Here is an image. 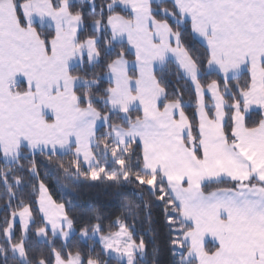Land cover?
<instances>
[{
	"label": "snow or ice",
	"instance_id": "1",
	"mask_svg": "<svg viewBox=\"0 0 264 264\" xmlns=\"http://www.w3.org/2000/svg\"><path fill=\"white\" fill-rule=\"evenodd\" d=\"M0 189V264H264V0H0Z\"/></svg>",
	"mask_w": 264,
	"mask_h": 264
},
{
	"label": "trees",
	"instance_id": "2",
	"mask_svg": "<svg viewBox=\"0 0 264 264\" xmlns=\"http://www.w3.org/2000/svg\"><path fill=\"white\" fill-rule=\"evenodd\" d=\"M197 47H199V45H197ZM170 79L172 80V83L170 84V90H171V88L176 86V81L172 77H170ZM184 99L188 101L189 96L185 94ZM188 111L189 113H191L192 111L191 108H189ZM38 162L40 163L41 176L42 177L44 176L45 171H47L48 173L47 178H45L44 182L48 187L49 193L50 195H52L54 200L60 202L62 195H65V197H67V195H75L72 192V186L75 183L73 180L69 178H65L61 171L56 170L51 165H47V162L43 157L38 158ZM62 185H68V187L62 188L61 187ZM0 192H2V189H0ZM78 193L80 196L92 198L93 204L98 206L100 213L102 214V216L105 217L104 220L105 226L108 225L109 221L114 220L120 214L121 208L119 201L113 199H106L101 196H98L95 190H89L88 187L82 183L79 185ZM79 211H80L79 208L73 209L74 213H78ZM3 215H4L3 212H0V226L3 225ZM131 222L132 221L130 220L129 223ZM136 227L138 231H143L147 227V225H145L143 221L140 220L137 221ZM152 227L155 230H157V232L160 235L161 242L163 243L165 227H164L163 214L161 208H155L153 210ZM144 236L145 239L149 241L148 264H151V259H152L151 236L147 232H144ZM73 243H75V241H73ZM81 244L83 245V242H81ZM85 251H87L86 246H85ZM159 259L161 260V264H163V261L166 259V254L164 253L163 248L161 250V255Z\"/></svg>",
	"mask_w": 264,
	"mask_h": 264
}]
</instances>
